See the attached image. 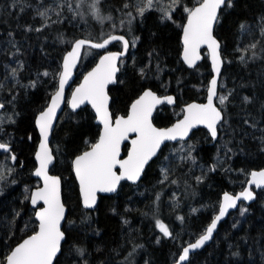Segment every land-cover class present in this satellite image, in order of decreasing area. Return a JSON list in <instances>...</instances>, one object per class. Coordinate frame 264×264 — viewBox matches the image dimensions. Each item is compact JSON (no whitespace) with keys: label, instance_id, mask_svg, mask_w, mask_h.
<instances>
[{"label":"trees","instance_id":"16d2710c","mask_svg":"<svg viewBox=\"0 0 264 264\" xmlns=\"http://www.w3.org/2000/svg\"><path fill=\"white\" fill-rule=\"evenodd\" d=\"M55 1L0 0V103L16 114L14 122L0 131V142L9 143L16 156L13 168L0 180V261L37 229L30 204V192L40 184L33 176L39 140L35 118L56 89L64 54L77 37L93 39L89 36L93 31H108L102 39L123 33L131 41L120 63L118 83L110 87L115 116L126 114L132 100L150 87L159 94H175V105H163L154 116L158 125H169L182 114L186 102L206 98L212 76L206 51L194 68L181 59L185 9L199 0H182L170 18L155 9L141 16L124 7L130 0H100L101 14L111 15V21L100 22L86 9L92 0H71L74 9H64L54 18L38 14ZM232 3L221 10L215 28L224 57L219 96H227L223 105L217 99L224 120L216 138L199 128L188 141L168 143L138 184L123 182L115 194L100 196L93 210L82 205L72 159L97 140L100 125L91 107L77 111L66 107L52 138L56 155L52 172L62 177L69 207L66 238L55 264H173L183 247L212 221L222 193L239 191L251 170L264 168V0ZM121 47V42H115L110 49ZM85 48L75 82L103 52ZM12 61L21 65L18 82L6 88L2 82ZM187 142L190 151L164 179L163 157L168 148ZM0 154L9 156L3 150ZM256 194L252 203L231 212L212 242L184 264H264V188ZM243 209L247 211L241 215ZM157 220L168 227L170 236L160 231ZM77 248L85 249L83 257Z\"/></svg>","mask_w":264,"mask_h":264},{"label":"snow or ice","instance_id":"6c2138e0","mask_svg":"<svg viewBox=\"0 0 264 264\" xmlns=\"http://www.w3.org/2000/svg\"><path fill=\"white\" fill-rule=\"evenodd\" d=\"M171 2L175 5L179 3V0H171ZM99 4L100 0H92L90 6L93 9V15L100 22L111 21V15L103 16L101 14ZM128 6L127 4L124 5V7ZM152 6L153 0H138L137 11L142 16ZM232 6V0H199L198 7L185 9L189 15L187 27L184 28L185 48L183 59L189 66H194L196 60L200 59L198 50L202 44H206L211 49L213 66L216 73L219 74L223 61L218 51L220 44L214 39L212 30L213 25L218 22L219 10ZM48 11L46 9L38 14L41 17H47ZM127 15L131 17L132 14L128 13ZM165 18L170 17L166 16ZM121 24H123V21H121ZM112 27L115 28L116 25L113 24ZM244 27V25H241L242 30ZM112 41H121L125 51L130 43L123 35H109L103 39L102 43H91V41L81 39L74 42L73 50L68 53L63 66L64 72L59 81V91L55 93L51 106L47 111L41 113L38 120L39 130L43 139L36 154L39 167L35 171V175L43 177L44 183L43 187L30 197V201L34 206L40 201H43L45 205L36 213L39 218V230L11 250L10 254L6 255L3 261H0V264H53L57 254L61 251V242L65 240V232L61 231V222L65 220L66 209L61 200L60 178L51 176L48 173L49 165L54 162V156L48 147L52 118L61 100L70 69L79 57L81 48L85 44H90L93 48H104ZM132 43L134 44L135 40ZM250 47L254 49L255 45L253 44ZM121 55L123 53H110L103 56L97 68L85 77L84 83L76 89L73 95V108L88 100L96 109L103 123V134L100 136L99 141L92 145L91 151L84 152L73 161L74 172L80 184L83 204L87 208L95 206L97 192H115L121 180H138L144 166L156 155L164 141L176 140L177 138L183 139L197 124L206 125L211 130V136L215 138L217 136L216 126L223 119L221 110L214 105V98L217 97V79L214 78L210 81L207 103L204 105H189L184 119L171 128L158 129L154 127L150 117L155 105L165 100L171 104L174 102V98L169 96L164 97L162 100L150 89L145 90L143 95L131 105L130 114L127 118L118 117L113 122L107 108L108 96L105 88L109 83L115 82V74L119 71L116 61ZM241 59H244V57L242 56ZM12 74L15 76L16 69H12ZM44 75H48V73H44ZM226 100L227 96L221 95L218 97L221 105ZM245 100L248 101L249 98L245 97ZM3 108L4 104L0 103V109ZM3 123V118H0V131H2ZM129 133H136L137 138L131 141L132 147L127 159L121 160L119 158L120 145L128 139ZM0 150L8 153V159L11 161L16 160V156L11 152L9 143L0 142ZM2 167L0 165V180L4 178ZM117 167L121 170L119 173L116 171ZM251 183L257 187L264 186V170L253 171L251 173ZM241 196L247 200L254 198L253 192L248 190L235 197L225 194L219 214L207 228L205 234L195 243L183 249L182 255L179 256V261H186L190 250L201 248L205 242L212 238L213 231L217 228V222L225 216L229 208L236 206V201ZM246 211L247 209H243L241 215ZM157 226L165 236L171 235L168 227L163 222L157 220ZM76 252L81 257L85 255V249L83 248H77Z\"/></svg>","mask_w":264,"mask_h":264},{"label":"water","instance_id":"95a60500","mask_svg":"<svg viewBox=\"0 0 264 264\" xmlns=\"http://www.w3.org/2000/svg\"><path fill=\"white\" fill-rule=\"evenodd\" d=\"M198 6H199V2L196 3L194 6H192L191 8H195V7H198ZM222 9H223V8H221V9L219 10V12H218V17L220 16V13H221V10H222ZM188 15H189V13L187 14V18H186V21H185V23H184V25H183L182 32H181V43H182L181 59H182V61H183L188 67H190V68H194V67H196V66H197V65L203 60V58H204V56H205L204 51H206V52H207V56H208V60H209V62H210V64H211L212 76H211V78H210V80H209V83H208L207 93H206V98H205L204 100L193 99V100H190V101L186 102V103L183 105V112H182V114H181L179 117H177V118H176L171 124H169V125H158V124L155 123V121H154V116H155L157 110H158L160 107H162L163 105H170V106L175 105V103H176V97H175V94H173V93L159 94L157 91L153 90V89L150 88V87L145 88V89H144V90H143V91H142V92H141L136 98H134V99L132 100V102L130 103L129 108H128V111H127L126 114L119 113V114H117V115L115 116L114 113H113V111H112V108H111L112 95H111V93H110V87H111L112 85H115V84L118 83V76H119L120 71H121L120 62H121V60H122L123 58H125V57L128 55V53H129V51H130V48H131V41H130V39L127 37V35H125V34H123V33H112V34H110V35H123L126 39H128V40L130 41L128 49L125 51L124 48H123V44H122L121 49H110V46H111L113 43H115V42H121V41H112L111 43L107 44L106 47H104V48H96V49H98V50H102V51H103L102 54L97 58L96 62H95V63H94L89 69H87V70L83 73L81 79H80L78 82H75V80H76L77 69H78V67H79V65H80V62H81V59H82V57H83V53H84L85 47H86V46H90V47H91V45H90V44H85V45L81 48L80 53H79V57H78L77 60L75 61L74 66L71 67L69 77H68V79H67V82H66L65 85H64V89H63V93H62L61 100H60V102H59V104H58V106H57V108H56V110H55V113H54V115H53V118H52L51 129H50L49 137H48V147H49V149H51L52 154H53V156H54V162H53L52 165H49L48 173H49V175H51V176H57V177L60 178V181H61V185H60L61 200H62V202L64 203V205H65V209H66V212H65V220L61 222V231H64V224H65V222H66V220H67V216H68V212H69V207H68V205L65 203V199H64V192H63V191H64V186H63V180H62V177H61V175L52 172V168H53V166H54V164H55V162H56V155H55L54 148H53V145H52L53 133H54V130H55L57 124H58V121H59L61 115L63 114L64 110L66 109V107H68V108L71 109L72 111H77V110H79V109L82 108V107L89 106V107H91V109H92V110L94 111V113H95V122H96L98 125H100V133H99V136H98L97 140H96L92 145L96 144V143L99 141L100 136L103 134V123L101 122L100 117H99V114L97 113L96 109L93 107L92 103H91L90 101H88V100H85L83 103L79 104L78 107L73 108V107H72V100H73V95L75 94L76 89L79 88V87L84 83V79H85V77H87L88 74H89L90 72H92L94 69L97 68V66L99 65L100 60H101V58H102L103 56L108 55V54H110V53H123V55H121V56L117 59V61H116V65H117V68L119 69V71H117L116 74H115V82H113V83H109V84L106 86V88H105V92H106V94H107V96H108V104H107V108H108V112L110 113V115H111V119H112L113 122H114L118 117H125V118H127V116L130 114L131 105H132L137 99H139V97H140L141 95H143V92H144L145 90L150 89L152 92H154V93H155L158 97H160L162 100H163L164 97H169V96L174 98V102L171 103V104L168 103V102L165 100L164 102L155 105L154 108H153V111H152V113H151V117H150L151 123H152V125H153L154 127L158 128V129H168V128H171V127H173L175 124L179 123L180 121H182V120L184 119V117H185L186 114H187L186 109H187V107H188L189 105H192V104L204 105V104L207 103V98H208V95H209V88H210V81H211L212 79L215 78V79H217V97L214 98V105H215L217 108H219V109L221 110V113H222V116H223V119H222V120L217 124V126H216V127H217V132H218V127H219V125L221 124V122L224 120V112H223L222 108L219 106L218 101H217L218 96H219V82H220V77H221V73H222V71H223V67H224V57H223V52H222V43H221V40H220V39L216 36V34H215V28H216L217 22L213 25L212 35H213L214 39L220 44V48L218 49V51H219V54H220L221 59H222L223 62L221 63L219 74L216 73L215 68H214V66H213L211 49H210L206 44H202V45L200 46V48H199V50H198V52H199V56H200V59L196 60L194 66H189V64L183 59L184 48H185V45H184V28L187 27V23H188ZM108 36H109V35H108ZM106 37H107V36H106ZM106 37H105V38H106ZM81 39L91 41V43H102V42H103V39L100 40V41H98V40L90 39V38H87V37H77V38L73 41V43H72L71 47L69 48V50L64 54V57H63V59H62V63H61V70H60L59 77H58L57 87H56V89L54 90V92L51 94V96H50V98H49V100H48V103H47V105L45 106V108H44L43 110H41V111L36 115V118H35V124H36L37 132H38V135H39V140H38L37 147H36V151H35V155H34V156H35V161H36V166H35V168H34V170H33V176H34V178H36V179L39 180L40 184H39L38 186L32 188V190H31V192H30V197H31V196H32L37 190H39L40 188H42V187H43V183H44V182H43V177H38V176L35 175V171H36L37 168L39 167V161L36 159V154H37V152L39 151V145H40V143L42 142V139H43L42 134L40 133V130H39L38 120H39V117H40L41 113L47 111V109L51 106V104H52V99L54 98L55 93H56L57 91H59V81H60L61 76H62V74H63V72H64V67H63V66H64L65 59L67 58L68 53H70V52L73 50L74 42L77 41V40H81ZM121 43H122V42H121ZM199 128H204V129H206V130L211 134V130H210L206 125H204V124H197V125H195V126L189 131L188 135H187L186 137H184L183 139L177 138L176 140H166V141H164V143L161 144L160 149L157 151L156 155L153 156V157L148 161V163L144 166V169H143V171H142V173H141V175H140V177H139L138 180H136V181L121 180V181L119 182V184L117 185V188H116V191H115V192H111V193L97 192V193H96V196H97L96 204H95V206H93L92 208H87V207H85L84 204H83V197H82V193H81V190H80V184H79L78 177L75 175V172H74V164H73V161H74L78 156L82 155V154H83L84 152H86V151H91V147H92V145H91L89 148H87V149H85L84 151H82L81 153L77 154V155L72 159V169H73L74 175H75L76 180H77V183H78L79 192H80V197H81V202H82L83 207L86 208V209H91V210L95 209V208L97 207L98 203H99L100 196H102V195H111V194H115V193L119 190V188H120V186H121V184H122L123 182H129V183H132V184H138V183L141 181V179L143 178L144 173H145V171H146L148 165L151 163L152 160H154L156 157H158V156L160 155L162 149H163L168 143H176V142H179V141H187V140L190 139V137L192 136L193 132H194L195 130L199 129ZM135 138H137V134H136V133H129V134H128V139L125 140V141H123V142L121 143V145H120V156H119V158H120L121 160H125V159H127L128 155H129V152H130V150H131V147H132V145H131V141H132L133 139H135ZM215 138H216V137H215ZM126 144H127V148H126V151H125V145H126ZM261 170H264V168L253 169V170H251L250 173H249L248 180H247L245 186H244L242 189H240L239 191H237V192H231V191H229V190H225V191L222 193V195H221V199H220V204H219L218 211H217V213L215 214V216L213 217L212 221L209 223V225L206 227L205 231H204L201 235H199V236H198L196 239H194L193 241L187 243V244L183 247V249H184L185 247H188L190 244L195 243V242H196V241H197V240H198L203 234H205L207 228L211 225V223L213 222V220L215 219V217L219 214V209H220V207H221L222 204H223V197H224L225 194H229V195L235 197V196H239L242 192L248 190V191H252V192H253V194H254V198H253L252 200H247V199H245V198H243V197L241 196V198H240L239 200L236 201V206L233 207V208H229L228 211L226 212L225 216L222 217L221 220L217 222V228L213 231L212 238H211L210 240H208L207 242H205V244H204L201 248H199V249H195V250H190L189 257H188V259H187L186 261L181 262V261H179V257H178L177 261L174 262L173 264H184V263H187V262L189 261L191 255H192L194 252L203 249L205 246L209 245V244L212 242V240H213L214 237H215L216 231L218 230V228H219L221 222L224 221V220H226V219L229 217V215H230L231 212H233V211L239 209L240 206H241L243 203H245V204H250V203H252V202L256 199V196H257V194H256V190L262 189V188H264V186L257 187L255 184H252V183H251V173H252L253 171H257V172H258V171H261ZM116 171H117V173H119L121 170L117 167ZM30 204H31V207H32L33 209H35V214H34V215H35V219H36V221H37V229H36L33 233H31V234L25 236V237H24L19 243H17V244L11 249V250H13L18 244L22 243L24 239H27L30 235H33L35 232H37V231L39 230V218H38V216L36 215V213H37L41 208L45 207V205L43 204V201L38 202L35 206L32 205L31 201H30ZM64 232H65V231H64ZM65 238H66V233H65ZM64 241H65V240H64ZM64 241L61 242V251H62V245H63ZM183 249H182L180 255H182ZM61 251L57 254L56 258H55L54 261H53V264H55V261H56L57 257L60 255ZM10 252H11V251H10ZM10 252H9V254H10ZM180 255H179V256H180Z\"/></svg>","mask_w":264,"mask_h":264},{"label":"rangeland","instance_id":"374dc122","mask_svg":"<svg viewBox=\"0 0 264 264\" xmlns=\"http://www.w3.org/2000/svg\"><path fill=\"white\" fill-rule=\"evenodd\" d=\"M71 0H56L52 7L50 9H48V13H47V19L48 18H54L57 15V13H59V15L64 11V9H70V11L72 9H74V7L71 5ZM137 2L138 0H130L129 2V6L130 8L133 10H135L137 13ZM82 3V2H81ZM91 3L92 1L89 2V5H87L86 9H89V12L93 11V9L91 8ZM183 1L179 0V3L173 5L171 0H153V6L150 9H155L158 10L163 18L170 17L172 15V12L175 10L176 6L179 4H182ZM145 7H147L145 5ZM190 8V7H188ZM148 9V10H150ZM146 10V11H148ZM139 14V13H138ZM140 15V14H139ZM112 32V30H109ZM108 33L107 32H103V31H99V32H95L93 31L89 36L93 39L96 40H100L103 38V36ZM87 48H85L84 52H87ZM21 67L20 62L17 61H12L10 62L7 67H6V72L4 74V78H3V87L6 88H10L13 87L17 82H18V77H17V71L18 69ZM12 69H16V74L15 76H13L12 74ZM15 116L16 114L14 113L13 110L9 109V108H3L0 109V118H3L4 123L2 126H4L5 124L9 123V122H13L15 120ZM190 142L187 143H178L175 146H172L170 148H168L167 153L164 155L163 160V166H162V172H163V176L164 179H169L170 175L175 171L176 169V165L175 163L177 161H179L180 159H182L187 152H189L190 150ZM1 152V150H0ZM2 155V154H0ZM7 157V158H6ZM0 165H2V171H3V175L11 170L13 168V164L11 162L10 159H8V156L3 155L0 157ZM166 170V171H165Z\"/></svg>","mask_w":264,"mask_h":264},{"label":"flooded vegetation","instance_id":"af4514ba","mask_svg":"<svg viewBox=\"0 0 264 264\" xmlns=\"http://www.w3.org/2000/svg\"><path fill=\"white\" fill-rule=\"evenodd\" d=\"M183 109V108H182Z\"/></svg>","mask_w":264,"mask_h":264}]
</instances>
